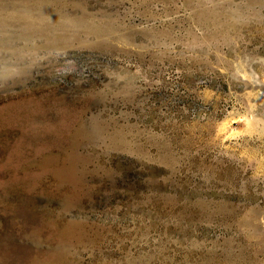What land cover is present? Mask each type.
Segmentation results:
<instances>
[{
    "label": "rangeland",
    "instance_id": "374dc122",
    "mask_svg": "<svg viewBox=\"0 0 264 264\" xmlns=\"http://www.w3.org/2000/svg\"><path fill=\"white\" fill-rule=\"evenodd\" d=\"M0 264H264V0H0Z\"/></svg>",
    "mask_w": 264,
    "mask_h": 264
}]
</instances>
